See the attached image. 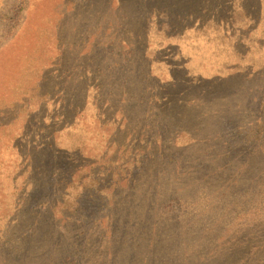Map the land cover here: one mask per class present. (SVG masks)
Wrapping results in <instances>:
<instances>
[{"label":"rangeland","instance_id":"374dc122","mask_svg":"<svg viewBox=\"0 0 264 264\" xmlns=\"http://www.w3.org/2000/svg\"><path fill=\"white\" fill-rule=\"evenodd\" d=\"M199 4L0 0V264H264V0Z\"/></svg>","mask_w":264,"mask_h":264},{"label":"trees","instance_id":"16d2710c","mask_svg":"<svg viewBox=\"0 0 264 264\" xmlns=\"http://www.w3.org/2000/svg\"><path fill=\"white\" fill-rule=\"evenodd\" d=\"M215 0H200V4L198 6H196L197 10H201L202 12L204 11V9L211 5ZM152 10H154V14H149L145 21H144V25L146 26V34L143 36V43H144V50L148 53L150 52H161L160 54H162V56L160 55V59H157V63L161 66V65H168L170 63L169 60L165 61L167 58L166 53H163L166 51L167 49V42L170 40L169 38H174L175 37V44H178L179 39L178 36L181 35V40H183L184 36L186 35L185 33V29L184 26L182 25V17H180V25H177L176 23L171 21V17L170 14L167 12V8L166 5L164 4V8H162L161 10H159L158 12L155 11V9L152 8ZM22 9L20 8L19 12L16 14V19H18V23H20V21L22 20ZM162 11V15L161 12ZM199 13H197L199 18H202L199 16ZM197 17V16H196ZM155 18V19H153ZM194 22V21H192ZM182 27V28H181ZM148 28V30H147ZM159 40H158V39ZM179 46L175 47V49L172 51V53L175 55H178L181 53L182 51V47L180 45L182 44H178ZM133 55L135 54L134 52H132ZM165 57V59L163 60V58ZM92 99V98H91ZM94 101V100H93ZM89 106V108H94L96 111L91 114L92 116L95 115V113H98L99 107L97 109V106H99V102L95 101L92 102L90 101L89 104H87ZM109 117H106V120H109ZM76 127L79 126V123L76 122L75 123ZM107 123H102L100 125V128L105 126ZM75 185V184H74Z\"/></svg>","mask_w":264,"mask_h":264}]
</instances>
